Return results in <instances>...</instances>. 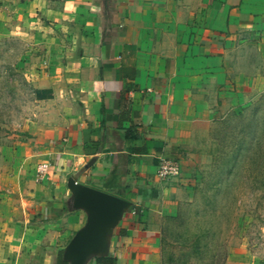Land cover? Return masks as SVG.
I'll use <instances>...</instances> for the list:
<instances>
[{"label":"crops","instance_id":"1","mask_svg":"<svg viewBox=\"0 0 264 264\" xmlns=\"http://www.w3.org/2000/svg\"><path fill=\"white\" fill-rule=\"evenodd\" d=\"M11 40L37 109L23 169L48 171L0 215V264H69L87 217L70 176L129 203L85 264H160L202 151L230 139L232 117L264 109V0H0V54ZM160 160L179 175L160 180Z\"/></svg>","mask_w":264,"mask_h":264},{"label":"rangeland","instance_id":"2","mask_svg":"<svg viewBox=\"0 0 264 264\" xmlns=\"http://www.w3.org/2000/svg\"><path fill=\"white\" fill-rule=\"evenodd\" d=\"M23 49L6 41L0 54V215L35 182L23 169L37 114L14 66ZM232 118L230 139L196 161L193 201L161 230L160 264H264V109Z\"/></svg>","mask_w":264,"mask_h":264},{"label":"water","instance_id":"3","mask_svg":"<svg viewBox=\"0 0 264 264\" xmlns=\"http://www.w3.org/2000/svg\"><path fill=\"white\" fill-rule=\"evenodd\" d=\"M67 187L72 194V208L84 210L87 217L85 225L65 247L63 260L69 264H85L91 256L107 252L108 237L129 203L120 197L82 185L74 176L67 179Z\"/></svg>","mask_w":264,"mask_h":264},{"label":"built area","instance_id":"4","mask_svg":"<svg viewBox=\"0 0 264 264\" xmlns=\"http://www.w3.org/2000/svg\"><path fill=\"white\" fill-rule=\"evenodd\" d=\"M48 171L47 164H39L35 169V180L41 181ZM180 173L179 165L171 160H160L157 165L156 175L160 180L177 177Z\"/></svg>","mask_w":264,"mask_h":264},{"label":"trees","instance_id":"5","mask_svg":"<svg viewBox=\"0 0 264 264\" xmlns=\"http://www.w3.org/2000/svg\"><path fill=\"white\" fill-rule=\"evenodd\" d=\"M57 264H63L62 253H59ZM96 264H116L115 260L111 257H97Z\"/></svg>","mask_w":264,"mask_h":264}]
</instances>
